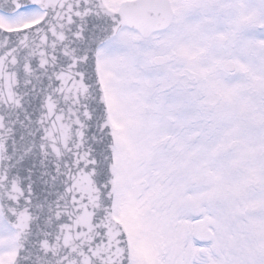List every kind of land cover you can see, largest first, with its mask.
<instances>
[{
    "label": "snow or ice",
    "instance_id": "1",
    "mask_svg": "<svg viewBox=\"0 0 264 264\" xmlns=\"http://www.w3.org/2000/svg\"><path fill=\"white\" fill-rule=\"evenodd\" d=\"M0 264H264V0H0Z\"/></svg>",
    "mask_w": 264,
    "mask_h": 264
}]
</instances>
